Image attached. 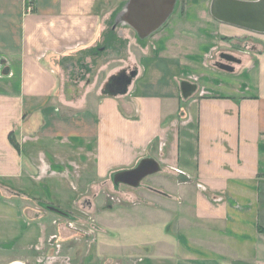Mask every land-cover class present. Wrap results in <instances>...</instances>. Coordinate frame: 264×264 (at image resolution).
Returning a JSON list of instances; mask_svg holds the SVG:
<instances>
[{
    "label": "crops",
    "instance_id": "1",
    "mask_svg": "<svg viewBox=\"0 0 264 264\" xmlns=\"http://www.w3.org/2000/svg\"><path fill=\"white\" fill-rule=\"evenodd\" d=\"M128 2L34 0L25 14L0 0V255L264 264V35L216 21L211 0H177L141 39L127 19L150 12ZM143 161L157 171L114 183ZM86 220L89 235L68 226Z\"/></svg>",
    "mask_w": 264,
    "mask_h": 264
},
{
    "label": "water",
    "instance_id": "2",
    "mask_svg": "<svg viewBox=\"0 0 264 264\" xmlns=\"http://www.w3.org/2000/svg\"><path fill=\"white\" fill-rule=\"evenodd\" d=\"M164 2L162 9L154 5V8H157L153 10L151 0H129L127 6L129 10L137 6L142 10L146 8L150 12L147 14V19H142L144 15L140 13L136 16L132 15L133 18L130 16L127 19L128 25L134 28L139 38L143 39L149 36L173 13L177 0H164ZM209 12L211 17L220 23L264 35V0H211ZM221 59L227 63H219V68L226 72H232L233 68L228 63L236 62L237 60L229 55H222ZM192 89L193 87L186 82L181 84L183 96L189 94ZM157 169V166L151 161H143L137 168L117 174L114 177V183H124L135 187L146 176L155 173ZM44 208L50 212L65 216V214L54 207L46 206ZM9 264L22 263L12 262Z\"/></svg>",
    "mask_w": 264,
    "mask_h": 264
},
{
    "label": "rangeland",
    "instance_id": "3",
    "mask_svg": "<svg viewBox=\"0 0 264 264\" xmlns=\"http://www.w3.org/2000/svg\"><path fill=\"white\" fill-rule=\"evenodd\" d=\"M183 4V3H182ZM109 50V49H108ZM90 60L89 59H87V62H89ZM100 61H102V60H100ZM216 61H221V59L218 57L217 59H216ZM91 62V61H90ZM222 62V61H221ZM93 63V62H92ZM71 65V63H68V64H63V66H62V68L65 70V69H70V72H71V70H73V69H75V68H73L72 66H70ZM70 67H72V68H70ZM70 72L68 73L69 75H70ZM64 83L67 81V82H69L68 84L69 85H71L73 82H72V80H73V77H70L69 75H67V73H66V71H64ZM91 77V74H90V72H87V74H85V72H84V76L83 77H80V76H78V79H74V82H81L82 81V79L84 78V79H87L88 80V78H90ZM66 82V83H67ZM84 84V82H81V85H80V89L82 88V85ZM72 86V85H71ZM71 95V94H70ZM75 96V95H74ZM81 223V224H80ZM80 223H75V226L78 228V229H81V228H87L88 226H92V225H94L95 226V222L93 221H88V220H86V221H81ZM84 223V225H82ZM90 223V224H89ZM74 230H76V229H74L73 228V230L72 231H74ZM85 230V229H84ZM86 231V230H85ZM92 239V238H91ZM0 264H5V260H4V258H3V256L2 255H0Z\"/></svg>",
    "mask_w": 264,
    "mask_h": 264
},
{
    "label": "built area",
    "instance_id": "4",
    "mask_svg": "<svg viewBox=\"0 0 264 264\" xmlns=\"http://www.w3.org/2000/svg\"><path fill=\"white\" fill-rule=\"evenodd\" d=\"M24 3H25V6H24V13L25 14H30V13H32L33 11H34V0H24ZM75 223L76 222H72V221H70L69 223H68V226H69V228L70 229H72L73 230V228L74 229H76V230H74V231H76V232H79V231H83V232H85V234L87 235H89V231H88V227L86 228H81V229H78L76 226H75ZM81 224V223H80ZM83 225V224H82ZM90 231H92V230H90ZM56 239V236H51L50 237V240H49V243L51 242V241H53V240H55ZM59 246H57V248H58Z\"/></svg>",
    "mask_w": 264,
    "mask_h": 264
},
{
    "label": "flooded vegetation",
    "instance_id": "5",
    "mask_svg": "<svg viewBox=\"0 0 264 264\" xmlns=\"http://www.w3.org/2000/svg\"><path fill=\"white\" fill-rule=\"evenodd\" d=\"M126 77L125 73L119 74L116 79L113 80V84L118 82V84L121 85L126 80ZM113 84L112 87L114 86Z\"/></svg>",
    "mask_w": 264,
    "mask_h": 264
},
{
    "label": "bare ground",
    "instance_id": "6",
    "mask_svg": "<svg viewBox=\"0 0 264 264\" xmlns=\"http://www.w3.org/2000/svg\"><path fill=\"white\" fill-rule=\"evenodd\" d=\"M126 9H127V6H126ZM113 80H114V79H113ZM126 80H127V79H126ZM126 80H125V81H126ZM125 81L123 82V84L125 83ZM112 84H113V83H112Z\"/></svg>",
    "mask_w": 264,
    "mask_h": 264
}]
</instances>
